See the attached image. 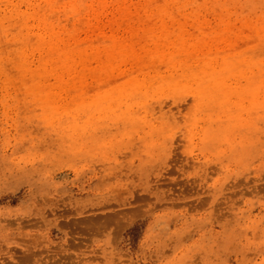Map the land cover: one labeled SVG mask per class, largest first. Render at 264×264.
<instances>
[{
    "label": "rangeland",
    "instance_id": "374dc122",
    "mask_svg": "<svg viewBox=\"0 0 264 264\" xmlns=\"http://www.w3.org/2000/svg\"><path fill=\"white\" fill-rule=\"evenodd\" d=\"M253 92L264 0H0V264H264Z\"/></svg>",
    "mask_w": 264,
    "mask_h": 264
},
{
    "label": "bare ground",
    "instance_id": "6f19581e",
    "mask_svg": "<svg viewBox=\"0 0 264 264\" xmlns=\"http://www.w3.org/2000/svg\"><path fill=\"white\" fill-rule=\"evenodd\" d=\"M78 8H80V10H81L84 7H83V5L80 6L78 4H75L74 2L70 4V11H75ZM97 8L100 9L102 7H97ZM33 18L37 22L38 26H40L41 29L44 30L45 34L49 35V39L46 42L48 46H46V47H49L50 49H53V50L57 49L58 44L61 43V40L59 39L57 33L54 32L53 26L56 24V22L54 20H52V19L51 20H47V19H45L43 17H40L38 12L37 13H33ZM19 21L21 22V20H19ZM21 27H22V25L20 23H18V22L11 26V29H12L11 39L15 40L16 37L19 36V38L21 37L20 39H21L23 45H25L26 42L28 43V39L29 38H28L27 33L21 30ZM23 41H25V43ZM41 41H43V40L37 39V40H35V43L38 45V44L42 43ZM61 53L62 52L57 54V59L58 60H60V59L62 60L63 59V56L61 55ZM46 56H48V55H46ZM21 62H22V64H20V67L23 66L24 60L22 59ZM23 71H24V68L22 67V71L21 72H23ZM31 86L34 89L42 88V86L40 84L32 83ZM251 95L253 97V103L257 104V108H258L259 107L258 104H260V102L259 103L256 102L257 98L255 97V93L254 92L251 93ZM261 105L264 108V100H263V102H261L260 107H261Z\"/></svg>",
    "mask_w": 264,
    "mask_h": 264
}]
</instances>
